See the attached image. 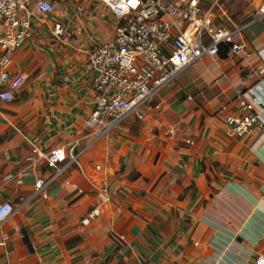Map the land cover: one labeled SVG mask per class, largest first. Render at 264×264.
Here are the masks:
<instances>
[{"label": "crops", "instance_id": "0c3cea01", "mask_svg": "<svg viewBox=\"0 0 264 264\" xmlns=\"http://www.w3.org/2000/svg\"><path fill=\"white\" fill-rule=\"evenodd\" d=\"M49 1L55 11L32 9L33 36L11 55L10 72L26 82L0 103V202L16 208L1 227L11 239L0 264H256L264 255V131L237 138L225 120L238 108L244 72L264 67V20L244 31L246 55L188 67L147 121L130 117L96 140L86 138L95 75L85 65L120 19L101 0ZM233 7L222 0L218 25L252 21L236 19ZM76 142L75 154L85 150L80 165L36 195V181L51 172L42 154ZM102 188L111 202L101 201ZM95 209L99 216L84 223Z\"/></svg>", "mask_w": 264, "mask_h": 264}, {"label": "built area", "instance_id": "2783aa9c", "mask_svg": "<svg viewBox=\"0 0 264 264\" xmlns=\"http://www.w3.org/2000/svg\"><path fill=\"white\" fill-rule=\"evenodd\" d=\"M101 1L110 5L120 24L113 40L91 48L85 65L86 72L95 75L93 111L87 121L91 133L86 138L96 140L109 136L130 117L146 121L147 112L159 108L154 103L157 97L188 67L206 58L234 61L246 55L244 31L264 20V2L249 24L230 28L215 20L222 0ZM32 9L41 14L55 11L49 0H0V103L13 101L26 82L25 75L11 73L10 67L11 55L33 36ZM54 32L62 36V25L56 24ZM260 56L264 60L262 50ZM237 94L238 108L225 120L229 133L243 138L252 136L256 129L264 131V67L247 69ZM176 133V128L169 131ZM77 143L42 154L51 172L36 181V195L46 197V188L70 167L80 165L79 157L85 150L75 154ZM99 197L103 203L112 201L107 188L100 190ZM15 211L11 202H0V247L10 242L1 227ZM99 214L95 209L84 223ZM255 263L264 264V255H258Z\"/></svg>", "mask_w": 264, "mask_h": 264}, {"label": "rangeland", "instance_id": "374dc122", "mask_svg": "<svg viewBox=\"0 0 264 264\" xmlns=\"http://www.w3.org/2000/svg\"><path fill=\"white\" fill-rule=\"evenodd\" d=\"M232 1L234 2V0H232ZM251 1L252 0H235V6L236 7H233L234 14H232V15H234L236 17V19L241 18L243 15H245L247 13V12H245V8L244 7L249 8ZM237 2L239 4H237ZM240 3H242L243 6H241ZM247 15H250V17L247 18L246 20H243L244 22H248V21L254 20L257 17V13H255L254 10H252V9H251L250 13H247ZM238 22H240V20H238Z\"/></svg>", "mask_w": 264, "mask_h": 264}, {"label": "trees", "instance_id": "16d2710c", "mask_svg": "<svg viewBox=\"0 0 264 264\" xmlns=\"http://www.w3.org/2000/svg\"><path fill=\"white\" fill-rule=\"evenodd\" d=\"M222 58L224 59V58H225V56H222Z\"/></svg>", "mask_w": 264, "mask_h": 264}]
</instances>
